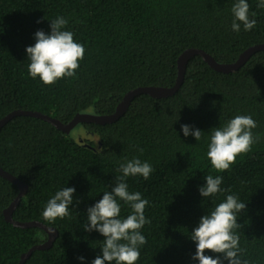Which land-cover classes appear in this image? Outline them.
Returning a JSON list of instances; mask_svg holds the SVG:
<instances>
[{"label":"trees","instance_id":"trees-1","mask_svg":"<svg viewBox=\"0 0 264 264\" xmlns=\"http://www.w3.org/2000/svg\"><path fill=\"white\" fill-rule=\"evenodd\" d=\"M258 43L264 0H0V119L108 114L174 85L189 47L232 62ZM77 126L0 129V166L28 185L13 217L59 230L26 264H264V50L228 73L196 55L174 95ZM18 194L0 175V264L48 238L6 220Z\"/></svg>","mask_w":264,"mask_h":264},{"label":"water","instance_id":"water-1","mask_svg":"<svg viewBox=\"0 0 264 264\" xmlns=\"http://www.w3.org/2000/svg\"><path fill=\"white\" fill-rule=\"evenodd\" d=\"M264 50V43H258L246 48L239 57L232 62H220L216 60L207 51L198 47H189L185 49L179 56L178 59V77L174 85L172 86H159V85H145L138 86L129 90L122 100L117 105L116 109L108 114H96L91 112L77 113L69 122L65 123L61 119L52 115L43 113L38 110L29 109H16L11 111L0 119V129L6 125L10 120L19 115H28L43 119L55 125L66 133H70L77 125L84 122H94L99 124L112 123L123 116L128 108L130 107L133 99L140 94H149L156 98H163L174 95L182 86L187 70V65L190 59L196 55H200L212 68L221 72H233L241 68L245 63L253 56L256 52ZM0 175L4 178L14 182L19 187V194L12 201V203L5 209L4 214L7 221L14 224L17 227H40L48 233L47 240L37 243L30 247L26 252L21 255L18 264H26V261L30 258L35 250H45L52 247L56 238L59 235V230L54 227L47 225L38 220L20 221L13 217V213L17 208L23 195L27 192L28 185L24 183L17 176L13 175L9 171L5 170L0 166Z\"/></svg>","mask_w":264,"mask_h":264},{"label":"rangeland","instance_id":"rangeland-1","mask_svg":"<svg viewBox=\"0 0 264 264\" xmlns=\"http://www.w3.org/2000/svg\"><path fill=\"white\" fill-rule=\"evenodd\" d=\"M72 133L75 135L76 138H78L81 142L83 143H86L87 140H92V141H95V143L99 144V138L98 136H95V135H90L88 134L82 125L80 126H77L73 131Z\"/></svg>","mask_w":264,"mask_h":264}]
</instances>
